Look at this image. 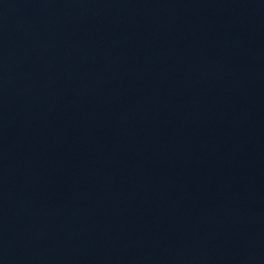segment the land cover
<instances>
[{"label":"water","instance_id":"obj_1","mask_svg":"<svg viewBox=\"0 0 264 264\" xmlns=\"http://www.w3.org/2000/svg\"><path fill=\"white\" fill-rule=\"evenodd\" d=\"M0 264H264V0H0Z\"/></svg>","mask_w":264,"mask_h":264}]
</instances>
